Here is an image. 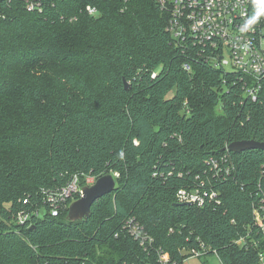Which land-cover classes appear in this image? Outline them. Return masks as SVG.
I'll return each mask as SVG.
<instances>
[{"label":"trees","instance_id":"trees-1","mask_svg":"<svg viewBox=\"0 0 264 264\" xmlns=\"http://www.w3.org/2000/svg\"><path fill=\"white\" fill-rule=\"evenodd\" d=\"M51 1L38 13L0 0V264H158V248L182 264L199 241L221 264H260L249 191L263 150L228 152L236 178L216 184L219 206L175 194L231 142L264 141V87L251 103L238 72L175 45L155 0ZM85 4L100 15L80 12ZM106 173L115 188L86 221L67 220L65 208L17 223L26 196L44 210L41 188ZM128 218L153 248L129 235Z\"/></svg>","mask_w":264,"mask_h":264},{"label":"built area","instance_id":"built-area-1","mask_svg":"<svg viewBox=\"0 0 264 264\" xmlns=\"http://www.w3.org/2000/svg\"><path fill=\"white\" fill-rule=\"evenodd\" d=\"M160 11L167 13V31L177 46L197 48V54L214 67L231 66L242 77L243 95L249 102L259 101L264 87V0H155ZM26 10L44 13L54 2L49 0H24ZM87 16L96 18L100 15L98 8L85 4L79 9ZM60 19H65L60 15ZM69 21L76 16H69ZM182 67L190 69L189 63ZM155 72L151 73V77ZM137 144L136 140H133ZM226 152L211 156L206 160V168L194 177L193 186L177 189V202H189L197 207L219 206L221 194L216 184L235 180L236 165L234 159ZM114 175H117L116 173ZM153 175H156L154 173ZM91 176L85 177V185L94 182ZM81 184L79 175L73 174L68 182L60 188H41L38 192L45 213L59 215L69 204L80 197ZM252 205V219L257 232L264 236V164L254 188L249 191ZM42 209L32 202L29 196L22 199L17 210L18 224L28 222L32 216L39 217ZM129 235L138 241L144 249L153 248V238L144 231L141 224L128 218L124 224ZM247 236H249L247 234ZM244 244L245 240H236ZM255 245L256 242H253ZM190 257H205L208 248L199 241L197 247L184 250ZM214 255L216 253L214 252ZM158 264H174L169 254L157 249ZM261 261L264 253L259 254Z\"/></svg>","mask_w":264,"mask_h":264},{"label":"water","instance_id":"water-1","mask_svg":"<svg viewBox=\"0 0 264 264\" xmlns=\"http://www.w3.org/2000/svg\"><path fill=\"white\" fill-rule=\"evenodd\" d=\"M124 88L128 89L130 84L123 80ZM248 149H258L264 151V141L250 140H239L228 144L224 150L230 152H241ZM116 181L111 173H106L99 176L90 185H85L81 188V195L79 198L73 200L67 209L66 219L69 221H86L91 215L92 204L112 192L115 188ZM181 204L190 205L189 202Z\"/></svg>","mask_w":264,"mask_h":264},{"label":"rangeland","instance_id":"rangeland-1","mask_svg":"<svg viewBox=\"0 0 264 264\" xmlns=\"http://www.w3.org/2000/svg\"><path fill=\"white\" fill-rule=\"evenodd\" d=\"M226 71H232L233 68L231 66H224ZM169 93L168 95H170ZM116 176V175H115ZM45 213V209L42 210L40 216ZM182 264H221L216 255L210 254L206 255L205 257H190L183 260ZM260 264H264V259L261 261Z\"/></svg>","mask_w":264,"mask_h":264}]
</instances>
